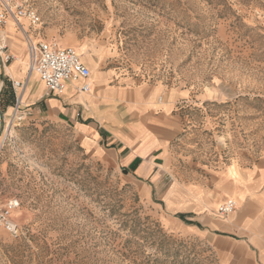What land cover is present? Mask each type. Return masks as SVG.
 <instances>
[{
	"label": "rangeland",
	"instance_id": "obj_1",
	"mask_svg": "<svg viewBox=\"0 0 264 264\" xmlns=\"http://www.w3.org/2000/svg\"><path fill=\"white\" fill-rule=\"evenodd\" d=\"M27 1L42 19L24 21L35 41L73 47L95 77L111 70L113 83L140 80L170 99L154 115L174 136L141 178L87 149L72 124H9L0 104V206L19 201L13 217L24 233L0 227V264H264L258 242L221 237L234 233L236 211L216 216L226 173L240 179L264 158V0ZM21 39L16 63L28 69ZM194 188L216 199L206 214L226 228L180 218L191 199L182 192Z\"/></svg>",
	"mask_w": 264,
	"mask_h": 264
},
{
	"label": "crops",
	"instance_id": "obj_2",
	"mask_svg": "<svg viewBox=\"0 0 264 264\" xmlns=\"http://www.w3.org/2000/svg\"><path fill=\"white\" fill-rule=\"evenodd\" d=\"M24 21L26 20L20 21L21 27L14 25L15 31L11 26L3 28L16 39V48H10L21 55L22 36L33 37L24 28ZM25 58L28 60V56ZM82 59L86 65L90 64L88 60ZM8 67L10 71L0 62V104L7 115L11 111L9 117L12 118L16 113L17 94L12 80L27 81L17 113L24 114L25 118L45 116L55 121H66L83 135L87 149L100 155L115 157L125 173L141 178L155 173L174 136L169 121L155 115H163L164 108L172 106L170 99L166 98L164 102L157 100L158 91L145 88V83L140 80L128 78L113 83L111 80L114 75L111 70L95 77L94 68L90 79L92 91L89 93L78 94L75 89L68 88L60 96L49 95L40 78L37 75V78H33L35 75L29 78V70L23 65L15 61ZM217 188L216 199L222 201L225 198L222 203L228 199L239 203L235 212L239 221L227 227L232 228L234 233L222 232L221 237L234 241L244 239L258 242L259 257L264 262V158L246 170L240 179L226 173L225 179ZM182 193H187L191 198L179 210L185 222L197 229L207 228L208 231L226 228L216 217L206 214H212L211 211L215 210V198L211 201L208 196H201L200 193H206L202 188ZM216 214L218 216L217 212ZM188 218L192 222L187 221ZM217 218L225 220L219 216ZM217 243L223 244V241L218 240Z\"/></svg>",
	"mask_w": 264,
	"mask_h": 264
},
{
	"label": "built area",
	"instance_id": "obj_3",
	"mask_svg": "<svg viewBox=\"0 0 264 264\" xmlns=\"http://www.w3.org/2000/svg\"><path fill=\"white\" fill-rule=\"evenodd\" d=\"M28 20L33 27L42 23L41 16L28 5L27 0H0V28L10 23L21 27L20 21ZM27 54L29 57V75L37 73L44 83L49 95L60 96L68 88L75 89L78 94L89 93L92 90L91 70L83 62L82 56L73 47H64L57 42L39 40L26 35ZM17 60L15 52L10 48L7 36L0 30V62L7 67ZM16 91V113L10 118L11 124L16 120L25 118L19 111L23 93L27 87V81L12 80ZM18 200H10L4 206H0V227L12 235L20 238L24 235L22 228L14 220V213L19 208ZM237 208V202L228 199L219 205L218 216L227 218Z\"/></svg>",
	"mask_w": 264,
	"mask_h": 264
},
{
	"label": "bare ground",
	"instance_id": "obj_4",
	"mask_svg": "<svg viewBox=\"0 0 264 264\" xmlns=\"http://www.w3.org/2000/svg\"><path fill=\"white\" fill-rule=\"evenodd\" d=\"M17 44L14 42L13 43V47L14 46H16ZM17 56V55H16ZM17 60H18V56H17ZM16 60V61H17ZM83 60V59H82ZM18 64H20V62L18 63ZM29 68H30V64H29V57H28V70H29ZM10 68L8 67V70H9ZM33 75H35L33 78H35V77H37L38 75H37V73H35V72H32L30 75H29V78H31ZM37 75V76H36ZM91 75H92V73H91ZM39 77V76H38ZM92 77V76H91ZM32 78V79H33ZM92 91V90H91ZM9 124H11V123H9ZM6 135V134H5Z\"/></svg>",
	"mask_w": 264,
	"mask_h": 264
},
{
	"label": "trees",
	"instance_id": "obj_5",
	"mask_svg": "<svg viewBox=\"0 0 264 264\" xmlns=\"http://www.w3.org/2000/svg\"><path fill=\"white\" fill-rule=\"evenodd\" d=\"M180 218H182V219H183V216H182V215H180Z\"/></svg>",
	"mask_w": 264,
	"mask_h": 264
}]
</instances>
